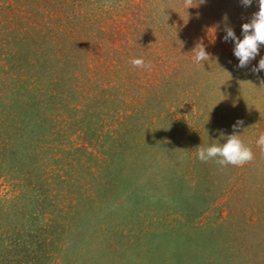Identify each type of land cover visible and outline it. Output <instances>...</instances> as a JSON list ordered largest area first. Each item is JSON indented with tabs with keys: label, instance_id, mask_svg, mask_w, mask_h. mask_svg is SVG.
Listing matches in <instances>:
<instances>
[{
	"label": "rangeland",
	"instance_id": "obj_1",
	"mask_svg": "<svg viewBox=\"0 0 264 264\" xmlns=\"http://www.w3.org/2000/svg\"><path fill=\"white\" fill-rule=\"evenodd\" d=\"M191 6L0 0V264H264V46L223 40L258 3ZM237 121L254 159L201 162Z\"/></svg>",
	"mask_w": 264,
	"mask_h": 264
},
{
	"label": "clouds",
	"instance_id": "obj_2",
	"mask_svg": "<svg viewBox=\"0 0 264 264\" xmlns=\"http://www.w3.org/2000/svg\"><path fill=\"white\" fill-rule=\"evenodd\" d=\"M204 3L205 0H198ZM253 0H241L242 5L250 6ZM258 11L253 13L249 22L241 25L242 39H238L231 27L226 25L225 42L231 40L234 43L233 55L238 59L237 67L245 68L252 60L259 55L260 46H264V0H257ZM186 9L192 7V0H185ZM108 5H106L107 7ZM226 20V17H225ZM194 53L193 62L204 67V61L210 60V54L206 52L203 44H198L192 51ZM129 63L135 68H141L150 71L151 63H146L143 58H133ZM253 73L264 71V57H261L258 64L251 68ZM264 87V81L261 82ZM243 124V121H237L233 127V134L226 137L223 144L212 145L209 147H196L197 158L201 162L213 161L221 167L228 165L241 167L254 159L252 150L247 147L240 135L235 134L236 129ZM256 145L264 152V132H261L256 140Z\"/></svg>",
	"mask_w": 264,
	"mask_h": 264
}]
</instances>
